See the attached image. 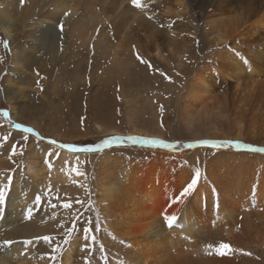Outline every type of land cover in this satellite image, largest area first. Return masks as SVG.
Returning <instances> with one entry per match:
<instances>
[{"label": "rangeland", "instance_id": "rangeland-1", "mask_svg": "<svg viewBox=\"0 0 264 264\" xmlns=\"http://www.w3.org/2000/svg\"><path fill=\"white\" fill-rule=\"evenodd\" d=\"M54 1L42 3L33 14L25 10L29 16L25 24L40 17L39 13L48 15ZM75 3L82 19L79 25L92 30L79 36L68 29L74 14L65 20H61L64 15L56 16L58 21H46L57 31L53 48L36 46L37 39L24 34L30 28L28 24L20 29L16 22L11 38L0 31V190L4 192L0 212L9 218L15 191L27 196L25 211L11 225L21 241H30L26 244L30 248L28 262L24 258V263L64 264L62 256L69 245L70 264H122L124 242L104 229L108 218L96 199L95 178L105 154L148 164L157 155V163L163 164L159 166L165 164L168 168L166 183L170 190L160 200L161 205H168L180 194L176 192L179 176L187 171L192 176L197 171L202 173L218 150L264 153L258 150L264 149L263 135L259 134L257 140L247 138L252 141L246 142L234 138L231 126L237 108L249 119L264 107L258 108L259 97L242 104L251 93L252 97L259 96L249 90L242 79L245 76L241 78L243 83L234 88L241 68L247 71L240 64L244 57L248 59L242 62L264 69V59L259 60L254 53L264 50V26L258 22L264 20V0H142L144 7L140 8L131 0ZM217 22L228 30L225 46L213 37L210 26ZM168 31L175 41L171 50L166 49L167 36H163ZM155 44L159 45L158 55L154 53ZM232 49L238 60L232 59ZM14 54L25 60L17 69L12 67ZM231 60L241 67L236 69ZM204 66L217 69L211 72L213 75L210 73L215 90L212 94L221 100V107L219 114L189 125L179 106L182 87L193 72ZM17 84L23 89L21 93L15 92ZM261 123L258 120V127ZM214 133L220 136L213 137ZM131 136L141 140L126 139ZM146 138L191 146L171 150L149 146L144 142ZM105 140L109 143L104 144ZM61 145H73L75 150ZM88 148L91 150H85ZM62 149L71 154L62 155ZM184 198L177 201L176 208ZM198 234L195 238L200 243L215 248L213 233ZM45 236L48 241L43 239ZM261 242H240L228 249L236 251L245 261L242 264H264Z\"/></svg>", "mask_w": 264, "mask_h": 264}, {"label": "bare ground", "instance_id": "bare-ground-1", "mask_svg": "<svg viewBox=\"0 0 264 264\" xmlns=\"http://www.w3.org/2000/svg\"><path fill=\"white\" fill-rule=\"evenodd\" d=\"M18 1L0 0V31L4 32L9 38L12 37V33L17 26L22 29L24 25L28 24L27 26L30 28L25 29L24 34L31 39H37L36 46H39V48L44 46L53 48L56 44L57 31H53L51 26H47L46 21L57 20L56 16L59 15H64L61 20H65L69 18V14H74V16L70 18L68 29L76 31L79 36L92 30L79 25L82 19L78 13L80 9H77L76 0H69L70 2L56 0V2L54 1L53 10L48 12V15L39 13L40 17L37 15V19L27 21V24H25L29 17L26 14L27 10H30L33 14L37 7L48 0H24L23 5ZM17 10L20 12L19 16H16ZM157 10L159 9L157 8ZM64 12L68 15H65ZM16 22L17 26H15ZM258 22L264 26L262 18ZM44 23L46 24L42 25ZM210 27L214 31L213 37L216 41L223 43V46H225L229 36L228 30L223 29L220 22L212 23ZM165 35L167 36V39L164 40L165 47L171 50L175 41L171 37V32L168 31L163 36ZM231 47L235 48V45H231ZM232 52H234L231 53L232 59L238 60L239 57L233 49ZM154 53L158 55L159 45H156ZM254 53L259 55V60L264 59V50H258ZM244 58L240 61V64L243 63V67L247 71L242 70V68L241 71L239 70L241 77L240 75L235 76L236 85L234 88L237 89V86L243 83L241 80L245 79V82L249 85V90L253 89L255 93H259V96L252 97V93L251 95L248 94L250 95L249 98L243 100L242 104H244V101H250L251 98L259 97L256 102L258 108H261V105L264 106V69L258 67V69H254L253 65L250 66L252 63L242 62L245 60ZM24 61H22L20 55L14 54L13 69H17L19 65L22 66ZM228 61L230 62V60ZM231 61V65H234L236 69L241 67L238 62ZM214 67L204 66L199 68L198 71L193 72L182 87L181 105L179 106L189 125L204 120L210 115L219 114L221 100L215 94H212L215 90L212 86L213 73L211 72H217ZM244 76L245 78H242ZM227 77L231 78V75L229 74ZM18 78L17 81H19ZM222 78H225V76ZM14 87L17 90L15 92L21 93L23 91L18 84ZM223 99L225 98L223 97ZM258 120L262 122L261 127H258ZM232 124L234 138L250 143L253 139L257 140L259 134L264 136V107L262 110L255 111L253 117L249 119L245 118L244 111L237 108ZM259 129H261L260 133H258ZM218 135L220 136V134L214 133L213 137ZM221 135V137L225 136ZM230 149L218 150L217 155L211 158L205 170L199 173L197 185L184 198L182 204H179L180 207L178 206L177 211L176 204L179 202H174L175 199H170L168 205L160 204V200L169 189L167 188L168 182L166 183L169 180V175L167 166L164 164L162 168L159 166L162 161L157 163V161H160L157 155L150 158L148 164L146 161L142 162V160L131 162L132 158L122 155L102 153L106 156L102 157L95 178L97 205H99L103 215L108 218L104 222V229L114 238L124 242L125 257L120 259L122 264L127 261L131 264H242L245 261L238 257L236 251L224 249V254H220L217 251L219 246L226 244L233 247L240 242L248 245L250 242L254 244V242L260 240L263 243L264 153L249 149L246 151H231ZM59 152L64 156L71 154L65 149ZM192 175L187 171L186 173L183 172L180 175L181 177L179 176L176 185L177 194L191 182ZM26 202L28 203L27 196L15 191L10 199L13 208L11 213L9 212V218L7 219L5 213L0 212V264L30 263H24V258L29 257L30 248L18 238L20 236L15 232L14 227H11L16 217L21 216L25 211L23 208L26 207ZM165 214L176 216L177 219L173 227L167 226L164 219ZM198 232L213 233L217 243H215L216 246L214 245L215 248L206 246V243H200L195 238ZM4 241H12V243L5 245ZM201 242L204 241L201 240ZM71 249L68 245L63 253L62 260L64 264H70ZM27 258L25 261H27Z\"/></svg>", "mask_w": 264, "mask_h": 264}, {"label": "snow or ice", "instance_id": "snow-or-ice-1", "mask_svg": "<svg viewBox=\"0 0 264 264\" xmlns=\"http://www.w3.org/2000/svg\"><path fill=\"white\" fill-rule=\"evenodd\" d=\"M20 2H21V5H23V3H24V0H20ZM131 3L135 6V7H138V8H140V7H144V5H143V3H142V0H131ZM65 15H68V13H65ZM60 27H61V29L63 28V25L61 24L60 25ZM5 46H7V43L5 42ZM137 59H140L141 60V62H145V61H143L142 60V58H140L139 57V55H137ZM4 115H7V113H3ZM16 127H22V125H16ZM25 131H28V132H31V131H33V129H31V128H25L24 129ZM37 135H39L38 133H37ZM6 138V137H5ZM112 140H120V139H122L121 137H112L111 138ZM126 139H129V140H131V141H133V142H136V141H138V140H141V138L140 137H136V136H131V137H127ZM144 142H146V143H152V144H157V143H163L162 141H158V140H145ZM52 143H56V141H52ZM109 143V141L108 140H105L104 141V144H108ZM201 143H212V142H209V141H202ZM62 147H68V148H70V149H73V150H75V146H73V145H61ZM169 147H171L172 145H168ZM189 146H191V145H189ZM244 147H250V146H248V145H244ZM13 148H15V145L13 146ZM85 150H91V148H88V149H85ZM259 151H264V149H258ZM47 162V161H46ZM77 174H79V173H77ZM198 176H199V173H198V171H197V173L193 176V178L191 179V182H189L183 189H182V191L180 192V194H179V196H177L176 198H175V201L174 202H176V201H179L180 199H181V197H185V196H187L190 192H192L193 191V189L195 188V186L197 185V183H198ZM3 197H4V192L2 191V190H0V202H2V200H3ZM37 200H39V197L37 198ZM65 207H69V205H64ZM31 210H29V212H30ZM164 219H165V222H166V224H167V226L168 227H173L174 226V224H175V222H176V216L175 215H171V216H169V215H164ZM69 231H71V230H69ZM85 231L87 232L88 231V229H85ZM43 239L45 240V241H48L49 240V237H47V236H45V237H43ZM67 237L65 238V242H67ZM93 239H95L94 237H93ZM12 243V241H4V244L5 245H7V244H11ZM24 243L25 244H28V243H30V241H24ZM229 248V246L228 245H226V244H221L220 246H219V248L217 249V251L218 252H220V254H224L223 253V250L224 249H228ZM55 250V249H54ZM53 259H55V257H53Z\"/></svg>", "mask_w": 264, "mask_h": 264}, {"label": "trees", "instance_id": "trees-1", "mask_svg": "<svg viewBox=\"0 0 264 264\" xmlns=\"http://www.w3.org/2000/svg\"><path fill=\"white\" fill-rule=\"evenodd\" d=\"M145 140H158V141H162L163 143H157V144H152V143H149V146H156V147H164L166 149H171V150H177L179 148H187V147H190L188 143H184V144H180L178 142H172V143H168V142H165L163 140H160V139H157V138H146ZM223 143V142H222ZM168 145H172L171 147H169ZM184 146V147H183ZM224 147L228 148L229 146H226L224 144Z\"/></svg>", "mask_w": 264, "mask_h": 264}]
</instances>
